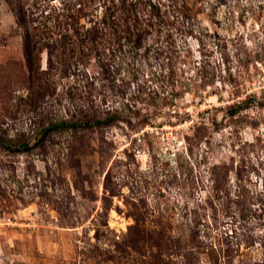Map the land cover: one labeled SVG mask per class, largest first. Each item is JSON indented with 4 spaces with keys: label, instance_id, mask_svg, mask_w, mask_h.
I'll use <instances>...</instances> for the list:
<instances>
[{
    "label": "rangeland",
    "instance_id": "obj_1",
    "mask_svg": "<svg viewBox=\"0 0 264 264\" xmlns=\"http://www.w3.org/2000/svg\"><path fill=\"white\" fill-rule=\"evenodd\" d=\"M0 264H264V0H0Z\"/></svg>",
    "mask_w": 264,
    "mask_h": 264
},
{
    "label": "trees",
    "instance_id": "obj_2",
    "mask_svg": "<svg viewBox=\"0 0 264 264\" xmlns=\"http://www.w3.org/2000/svg\"><path fill=\"white\" fill-rule=\"evenodd\" d=\"M249 103V99H247V100H245L244 102H242L241 104H239V106L238 107H240V106H244L245 104H248ZM73 123H77V122H73ZM85 123H91V122H85ZM64 124H67V122L66 121H61V122H57V123H54V124H52L51 126H49L48 128H46L45 130H44V132L46 131V130H48V129H51V128H53V127H59V126H61V125H64Z\"/></svg>",
    "mask_w": 264,
    "mask_h": 264
}]
</instances>
